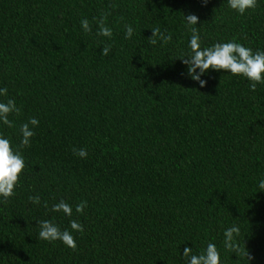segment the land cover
I'll list each match as a JSON object with an SVG mask.
<instances>
[{
  "label": "trees",
  "instance_id": "trees-1",
  "mask_svg": "<svg viewBox=\"0 0 264 264\" xmlns=\"http://www.w3.org/2000/svg\"><path fill=\"white\" fill-rule=\"evenodd\" d=\"M104 13L111 40L80 30L87 18L95 33ZM189 13L203 46L264 50V0L244 16L225 0H0V100L19 108L0 134L16 147L20 124L39 120L19 187L0 202V264H178L208 242L222 264H247L245 253L264 264V85L210 71L200 88L181 75ZM155 27L172 40L151 45ZM59 198L87 201L75 251L38 238L35 221L67 226L50 211Z\"/></svg>",
  "mask_w": 264,
  "mask_h": 264
},
{
  "label": "clouds",
  "instance_id": "clouds-1",
  "mask_svg": "<svg viewBox=\"0 0 264 264\" xmlns=\"http://www.w3.org/2000/svg\"><path fill=\"white\" fill-rule=\"evenodd\" d=\"M207 0H202L206 3ZM227 7L239 16H244L257 7L258 0H225ZM107 13L101 14L98 18L92 17V22L96 25V31L93 33L92 24L89 19L81 18L79 28L84 34H94L98 37H104L111 40L113 36L112 28L105 23ZM185 24L190 32L187 38L186 51L182 53L180 62L182 65V73L185 78L190 79L200 88L205 87L207 80L203 79L211 72H222L233 77L245 80L248 84L249 92H255L258 85H264V50L257 49L253 51L251 48L231 39L225 42L217 41L209 46H203L201 36L198 32V17L189 13L183 15ZM123 39L132 38L134 29L128 24L123 26ZM151 35L147 38L151 45L158 42L163 45L172 40V37L166 31H162L159 27L150 29ZM111 46L105 44L100 47L99 55L108 56ZM8 93L7 87H0V97H6ZM19 108L14 99L7 98L0 100V125L11 127L12 121L10 115L17 114ZM39 126V120L36 117H30L26 122L19 126V142L13 147L10 139L0 134V202L7 201L15 194V189L19 187V179L25 169V159L22 149L31 146L32 138L35 135L34 129ZM73 155L79 159H86L88 156L84 148H74ZM257 187L264 189V178H260ZM264 192V191H261ZM29 202L33 205L41 203L39 196H29ZM44 207H48L47 204ZM87 207V201L81 200L73 207L72 204L59 198L51 205L50 211L62 214L67 218V226L60 227L54 219H44L35 221L38 225V238L49 244L59 242L63 247L75 251L77 249V240L74 234L84 232V225L76 218L84 214ZM74 213L76 214L74 216ZM239 229L237 226H231L224 230V248L235 253L237 246L233 243ZM178 251V250H177ZM247 264L251 260L247 256ZM178 264H222L220 252L217 245L208 242L200 252L194 253L192 247L185 246L182 253H179Z\"/></svg>",
  "mask_w": 264,
  "mask_h": 264
}]
</instances>
